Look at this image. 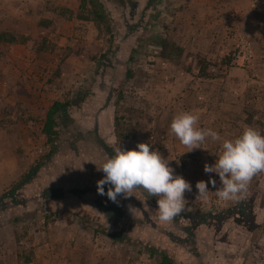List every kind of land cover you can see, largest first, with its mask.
Returning <instances> with one entry per match:
<instances>
[{"label": "rangeland", "instance_id": "obj_1", "mask_svg": "<svg viewBox=\"0 0 264 264\" xmlns=\"http://www.w3.org/2000/svg\"><path fill=\"white\" fill-rule=\"evenodd\" d=\"M11 1L13 28L0 32V98L9 86L16 98L28 91L43 98L0 102V130L10 135L0 141V264H55L57 256L68 259L69 250L73 264H87L90 241L101 246L113 241L110 235L133 246L124 247L131 263L160 264L165 248L175 264H264V172L228 200L211 184L205 197L187 194L185 211L169 222H157V198L140 188L138 198L121 196L118 202L98 191L72 194V201L64 193L46 197L42 180L12 193L49 149L42 129L56 101L71 103L75 121L112 147L148 142L193 187L208 180L204 165L215 162L219 142L209 138L202 145L208 150L188 152L170 123L177 112L192 110L198 126L227 138L246 125L264 132V24L257 18L243 23L235 11L227 19L215 17L201 0H104L111 37L79 17L91 8H83V0H0L3 23ZM56 19L65 30L53 29ZM8 54L16 56L13 68ZM118 115L134 131L122 145ZM82 160L77 153L56 159L63 172L56 176L57 190L97 186L104 174L90 176ZM106 201L113 204L109 210ZM129 205L137 207L135 216Z\"/></svg>", "mask_w": 264, "mask_h": 264}, {"label": "clouds", "instance_id": "obj_2", "mask_svg": "<svg viewBox=\"0 0 264 264\" xmlns=\"http://www.w3.org/2000/svg\"><path fill=\"white\" fill-rule=\"evenodd\" d=\"M199 120L195 111H179L170 123V132L189 149L188 152L208 150L202 145L209 138L219 142V151L210 152L215 154V162L204 165V172L209 174L208 180H198L193 187L190 180L176 173L170 160L159 150L148 142H138L134 148L112 147V154L97 167L104 173L97 181L98 194L118 202V197L128 199L136 196V189H143L157 198V222H169L185 211L187 194L194 193L195 198L205 197L210 184L217 189L216 195L224 200L245 192L252 178L264 172V132L246 125L240 134L227 138L218 130L198 126ZM105 185H108L107 191ZM144 206L147 210V205ZM136 208L129 205V211L134 216Z\"/></svg>", "mask_w": 264, "mask_h": 264}, {"label": "trees", "instance_id": "obj_3", "mask_svg": "<svg viewBox=\"0 0 264 264\" xmlns=\"http://www.w3.org/2000/svg\"><path fill=\"white\" fill-rule=\"evenodd\" d=\"M82 7L91 8L88 14H79L81 19L94 21L98 26L100 33H106L111 35V37L114 36V27L104 0H83ZM206 69L207 66H202L201 71L203 75H206ZM71 105L72 104L69 102L56 101L49 108L42 129L43 134L47 137V145L49 149L43 158L13 186V195L30 184L37 177L41 169L51 166L58 157H64L69 153H77L78 156L82 157V162L85 165L84 169L90 176L104 174L102 170H97V167L101 165L104 159L112 154V146L105 141L97 130L85 128L77 123L70 114ZM59 118L61 122H59ZM60 125L63 126V130L58 129ZM123 125L122 118L118 115L115 120V127L116 137L121 145L134 134L133 130L125 129ZM95 156H97L99 160L94 158ZM92 161H95L96 164ZM62 173V171H56L54 175L61 178L59 176H61ZM58 185L59 184L54 185L55 187L51 186L46 188L44 190L45 196L58 198L64 193L63 197H65V192L80 196L83 192L90 193L98 191L97 186H95L94 183L88 186H82L79 184L77 188L69 189L70 191L68 188L62 189V186L57 190L56 188L59 187ZM103 205L109 210L113 204L110 201H106ZM92 224L95 226L99 225ZM113 237H115V235ZM116 239L118 238L116 237ZM119 239L126 240V238L123 237ZM160 253L162 254L163 259L160 264H175L174 259L167 253V251L160 249Z\"/></svg>", "mask_w": 264, "mask_h": 264}, {"label": "crops", "instance_id": "obj_4", "mask_svg": "<svg viewBox=\"0 0 264 264\" xmlns=\"http://www.w3.org/2000/svg\"><path fill=\"white\" fill-rule=\"evenodd\" d=\"M196 1V0H192ZM201 8L205 9H210L211 14L214 15L215 17H222L227 19L232 12H240V19L244 20L243 23H248L250 24L251 18H257V23H262L264 24V21L258 19V17H264V0H201L199 2ZM193 7V4L191 5ZM5 19L4 23L2 20H0V32L1 31H8L12 30L14 22H13V2H8L5 6ZM2 7V8H4ZM262 11V13H257L258 11ZM229 12V16H227V13ZM28 19L25 21H21V26L24 27L26 25L25 22H28ZM65 23V22H64ZM62 22H59L57 19L55 20L53 25V29L61 31V29L65 30L67 26ZM62 26V27H61ZM5 28V29H4ZM61 28V29H60ZM64 34H67L66 31H63ZM69 35V34H68ZM14 52V51H13ZM22 52H27L26 55H29L30 50H24ZM11 58L8 57V64L9 66L14 67V59L16 58L15 54H8ZM13 69H11L12 71ZM24 87V86H23ZM14 90L13 87H7L5 94H3V97L0 98L1 104H11L12 102L15 104V102H21L25 103L24 100H27V98H35L40 97V93H31V92H26L23 96L19 97H14L11 95V93L8 94V91ZM55 103V102H54ZM10 137V135L7 133H3L2 130H0V141L3 142L4 138ZM4 162H7L4 160ZM59 162H54L51 164V166H47L43 169L40 170L38 173L37 177L27 185V187H30L36 183H40V180H42L43 186L45 188H49L51 186L57 185L56 184V176L54 175L56 171L59 170L58 165ZM4 167H8V164H5ZM47 169V170H46ZM44 175V176H43ZM55 182V183H54ZM59 183V182H58ZM41 184V183H40ZM38 184V185H40ZM55 187V186H54ZM69 190V189H68ZM70 191V190H69ZM65 194L68 196V199H73V195L70 192H65ZM65 196L64 198H66ZM112 207V206H111ZM114 235H110L111 238H113V241L111 242H106L104 245L100 246V243L97 241L91 242L90 241V246L87 248V251L92 252L93 254H88L87 258L84 259V261L87 264H141L140 261L134 260L132 263L128 260L126 252H124V247H129L130 243L126 241L125 239H118L116 240ZM115 238V239H114ZM132 244V243H131ZM134 245V244H133ZM136 245V244H135ZM133 247L132 245H130ZM160 249V248H158ZM165 250V248H162ZM69 250V249H68ZM166 251V250H165ZM74 255L73 251L68 252V259L67 257L63 256H57V258L60 259L59 262L55 264H73L72 262L74 261ZM127 257V258H126ZM46 260V259H45Z\"/></svg>", "mask_w": 264, "mask_h": 264}]
</instances>
